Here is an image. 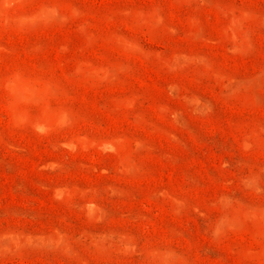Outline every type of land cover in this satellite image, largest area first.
Instances as JSON below:
<instances>
[{"label": "rangeland", "instance_id": "374dc122", "mask_svg": "<svg viewBox=\"0 0 264 264\" xmlns=\"http://www.w3.org/2000/svg\"><path fill=\"white\" fill-rule=\"evenodd\" d=\"M0 264H264V0H0Z\"/></svg>", "mask_w": 264, "mask_h": 264}]
</instances>
